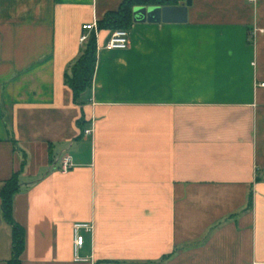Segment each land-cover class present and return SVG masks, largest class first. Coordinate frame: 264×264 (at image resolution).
Instances as JSON below:
<instances>
[{
	"label": "crops",
	"instance_id": "0c3cea01",
	"mask_svg": "<svg viewBox=\"0 0 264 264\" xmlns=\"http://www.w3.org/2000/svg\"><path fill=\"white\" fill-rule=\"evenodd\" d=\"M122 1L0 0V191L21 169L20 264H264V31L251 35L264 0L133 19L123 50L98 31L76 102L66 76L83 26ZM76 222L93 226L88 261L74 259ZM12 245L0 196V264Z\"/></svg>",
	"mask_w": 264,
	"mask_h": 264
},
{
	"label": "trees",
	"instance_id": "16d2710c",
	"mask_svg": "<svg viewBox=\"0 0 264 264\" xmlns=\"http://www.w3.org/2000/svg\"><path fill=\"white\" fill-rule=\"evenodd\" d=\"M186 0H123L119 8L108 12L103 19L97 21L98 31L117 29L129 30L133 24V9L139 5L176 6ZM83 51L72 67L71 75L66 76V83L73 92L74 101L79 102L82 95L92 88L97 64V37L92 31L83 43ZM21 170V169H20ZM17 170L6 180L0 191L4 219L13 231V257L8 264H20L21 255L25 249V230L13 216L14 197L19 190Z\"/></svg>",
	"mask_w": 264,
	"mask_h": 264
},
{
	"label": "built area",
	"instance_id": "2783aa9c",
	"mask_svg": "<svg viewBox=\"0 0 264 264\" xmlns=\"http://www.w3.org/2000/svg\"><path fill=\"white\" fill-rule=\"evenodd\" d=\"M84 31H87L84 33L80 41L84 43L89 34L94 31L96 37L98 36V28H97V22L93 21L92 23L85 24L83 26ZM264 29H258L255 28L251 35L252 38L254 39L258 32H263ZM105 47L110 50H123L127 49L129 47V30L127 29H117L112 32L111 36L107 40ZM264 86V83L261 84ZM92 132V128H89L85 131L86 134H90ZM60 161V171L63 173H68L72 167H73V162L72 158L69 155H64L59 157ZM93 230V226L90 223L87 222H76L73 224V254H74V259L75 261H88V258L82 257L80 255V250L82 249L84 245V235L83 232H90ZM254 264H259V263H254Z\"/></svg>",
	"mask_w": 264,
	"mask_h": 264
},
{
	"label": "water",
	"instance_id": "95a60500",
	"mask_svg": "<svg viewBox=\"0 0 264 264\" xmlns=\"http://www.w3.org/2000/svg\"><path fill=\"white\" fill-rule=\"evenodd\" d=\"M191 4L192 1L187 0L184 4L176 6H136L133 9V19L135 22L185 23Z\"/></svg>",
	"mask_w": 264,
	"mask_h": 264
}]
</instances>
